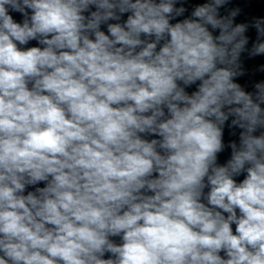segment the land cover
Masks as SVG:
<instances>
[{
    "label": "clouds",
    "instance_id": "obj_1",
    "mask_svg": "<svg viewBox=\"0 0 264 264\" xmlns=\"http://www.w3.org/2000/svg\"><path fill=\"white\" fill-rule=\"evenodd\" d=\"M227 2L171 24L176 0H0V264H264V83L254 101L234 82L248 25ZM230 116L240 144L218 166Z\"/></svg>",
    "mask_w": 264,
    "mask_h": 264
},
{
    "label": "water",
    "instance_id": "obj_2",
    "mask_svg": "<svg viewBox=\"0 0 264 264\" xmlns=\"http://www.w3.org/2000/svg\"><path fill=\"white\" fill-rule=\"evenodd\" d=\"M154 2L159 3V0H154ZM208 0H176L175 7L180 8L183 7L185 8V12L180 15V16H174L173 19H170L171 24H175L177 22H182L184 19H194L192 17V12L194 11L195 7L198 5H202L204 3H207ZM96 7L94 5H91L89 7V10L84 12L83 15L90 16L92 11H96ZM232 10H239L238 15L234 17L233 23L235 24H247L248 28L247 31L245 32V36L248 37V44L245 47V51L241 53L240 55V64H241V70L243 72V75H239L234 78V82L238 83L241 88L248 93H251L253 95V100H256V88L255 85L257 83H264V70H262V66H264V55H259V56H250L249 53L253 47V45L257 42V37L258 33L255 27H253L254 21L256 19H264V0H228V2L223 5L222 7L219 8V15L221 17L228 16L229 13ZM26 11L29 14V17L31 15V10L26 9ZM9 14L13 17L14 21L17 23H23L24 16L23 14L19 12L12 11L9 9ZM131 13H123L120 15L119 20H109L105 23H102L100 26V30L103 31L106 35H110L108 32V24L111 23H120L123 24L126 20L128 15ZM209 31L212 32L213 36H218L219 35V29H212L211 26H208ZM50 38V37H49ZM90 38L94 39V34H90ZM141 39H147L149 42L153 41L155 37H145L143 34L141 36ZM261 41H264V37H260ZM17 43V47L20 50H27L31 47H40L43 49L45 45H42L39 43L38 39L30 40L28 41L27 44H19ZM164 41L162 40L160 44L157 46V50H159V47L163 45ZM140 49L138 48L137 51ZM200 84V81H197L196 83L185 86L182 81H178V85L181 87H184L185 92L189 95H191L193 92L198 90V86ZM32 87V84L29 83V88ZM262 109H264V104L260 105ZM227 111V109H225ZM165 115L166 117L168 116L167 109L165 108ZM234 119V117L230 116L229 120L225 122V125L223 126V144H224V149L217 154V165L218 166H225L228 162V160L231 159V154H232V149L230 147V144L232 142H235L237 146L239 147L240 144V133L243 131V129H240L239 127L236 126H231V121ZM262 132H264V128H258L254 135H260ZM142 139L151 141L152 139H161L159 136L154 135V134H148V133H141L139 134ZM158 151L163 154V150L158 149ZM247 167V165H246ZM247 176V172L243 171L241 172L240 175L234 176L233 179L239 184L242 182ZM158 177V173H153V176L151 178H156ZM51 177H49V180ZM48 181H40L35 185H26L25 190L22 193L23 195H27L29 192L36 193L39 195L36 190L38 188H43L47 186ZM205 185L206 187L203 189V195L201 197V203H204L208 207H212L211 205L208 204L207 202V194L210 192L211 186L207 182V178H205ZM143 194L145 195H153L154 193L147 191V190H141ZM218 211H221L225 217H227V213H223V210L221 209H216ZM237 214L239 215V210L237 209ZM235 228L236 225H232L233 233L235 234ZM109 239L117 244L120 245L123 243L122 241V234L118 236H110ZM222 258H227L225 253L221 251L219 253ZM0 255H3L0 253ZM103 259H108V258H114L112 257L111 253H105V255L102 257Z\"/></svg>",
    "mask_w": 264,
    "mask_h": 264
}]
</instances>
